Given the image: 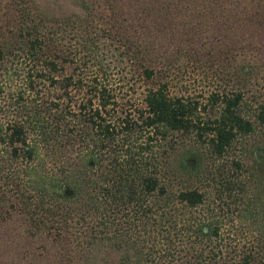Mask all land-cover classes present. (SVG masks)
<instances>
[{"label":"trees","instance_id":"obj_1","mask_svg":"<svg viewBox=\"0 0 264 264\" xmlns=\"http://www.w3.org/2000/svg\"><path fill=\"white\" fill-rule=\"evenodd\" d=\"M68 1L0 0L1 187L26 179L25 209L84 263L264 264V0ZM176 54L201 95L176 92ZM248 219L255 240L230 241Z\"/></svg>","mask_w":264,"mask_h":264},{"label":"rangeland","instance_id":"obj_2","mask_svg":"<svg viewBox=\"0 0 264 264\" xmlns=\"http://www.w3.org/2000/svg\"><path fill=\"white\" fill-rule=\"evenodd\" d=\"M36 3L48 13L67 12L76 10V8L68 0H35ZM2 10L0 9V17ZM176 61L173 65L172 75L176 82V92H183L185 87L190 96H199L206 90L207 78L200 70L194 68V66L187 65L186 68H180V63L184 62L185 57L181 54H176ZM177 78V79H175ZM186 94V93H184ZM203 96V95H202ZM201 96V97H202ZM258 138L257 134L245 136L241 140L236 141L234 146L228 150V156L218 163H224L222 170L225 176H230L229 161L236 156L240 158H246L248 165L252 164L250 155L251 144ZM184 143L187 146L194 143L193 139L186 138ZM191 160V158H188ZM245 166L242 171L244 172ZM228 171V173H227ZM235 172H238L235 171ZM245 176V175H244ZM20 187L4 184L0 185V264H133V259L130 257L127 261L124 260V254L121 249L116 247L103 251V248L95 251L89 262H83L78 260L77 246H67L63 241H59L56 234L57 230H50L47 221H45L44 215L38 213L37 218L41 216V219H35L25 209L27 205L23 204L24 196H28L29 184L27 180H23ZM244 194H250L255 191L256 185L253 183H245ZM25 187V189H24ZM211 188V187H210ZM209 190V188H208ZM212 189H210L211 191ZM24 196H20V193ZM213 196V195H211ZM209 197V196H208ZM214 198H209L211 202ZM25 201V200H24ZM209 208H212L215 203H210ZM33 203L28 205V208L32 209ZM250 219L247 223L239 228L240 235L234 238H230L232 242H248L256 237H253L255 233L259 232V228L250 224ZM238 222H233L236 227ZM255 232V233H254ZM56 238V239H55ZM255 240V239H254ZM180 264V263H176Z\"/></svg>","mask_w":264,"mask_h":264}]
</instances>
